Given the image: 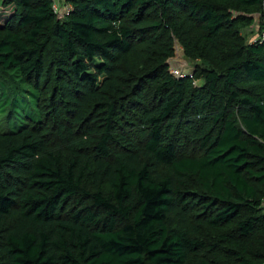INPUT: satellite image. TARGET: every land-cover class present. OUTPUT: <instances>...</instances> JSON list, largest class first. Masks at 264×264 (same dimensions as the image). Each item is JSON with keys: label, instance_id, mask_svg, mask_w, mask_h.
<instances>
[{"label": "trees", "instance_id": "1", "mask_svg": "<svg viewBox=\"0 0 264 264\" xmlns=\"http://www.w3.org/2000/svg\"><path fill=\"white\" fill-rule=\"evenodd\" d=\"M62 1L0 0V264H264V0Z\"/></svg>", "mask_w": 264, "mask_h": 264}, {"label": "rangeland", "instance_id": "2", "mask_svg": "<svg viewBox=\"0 0 264 264\" xmlns=\"http://www.w3.org/2000/svg\"><path fill=\"white\" fill-rule=\"evenodd\" d=\"M56 1L59 4V2L62 1V0H56ZM60 4L59 5L62 7V2H60ZM2 9L3 8H2V5L0 3V11H2ZM9 12H11V10H9ZM261 19H263V17L262 16H258L257 21H256V25L254 27L255 33L253 34V33L250 32V34L248 33V35H247V37L250 38V42L257 40V36H258V34L260 32L259 31V24L261 25V22H260ZM175 48H176V55H175V58L171 59V63L177 62V65H179L178 67L180 69H191V71H192L193 70V68H192L193 67V63H190L185 58H183V56H182L183 55V51H182V49H181V47L179 45H177Z\"/></svg>", "mask_w": 264, "mask_h": 264}, {"label": "built area", "instance_id": "3", "mask_svg": "<svg viewBox=\"0 0 264 264\" xmlns=\"http://www.w3.org/2000/svg\"><path fill=\"white\" fill-rule=\"evenodd\" d=\"M60 4V2H59ZM58 4V2L56 0H54V4H53V9L54 12L57 16H59L60 18H63L69 11L70 7L67 5H62V7ZM263 23H264V16H263ZM257 39H262L264 40V31L258 34ZM177 63V62H176ZM177 64H173L171 63V68H170V72L177 78H183L186 76V71L185 69H180L178 66H176Z\"/></svg>", "mask_w": 264, "mask_h": 264}, {"label": "crops", "instance_id": "4", "mask_svg": "<svg viewBox=\"0 0 264 264\" xmlns=\"http://www.w3.org/2000/svg\"><path fill=\"white\" fill-rule=\"evenodd\" d=\"M60 2H62V5H63V1H60Z\"/></svg>", "mask_w": 264, "mask_h": 264}]
</instances>
